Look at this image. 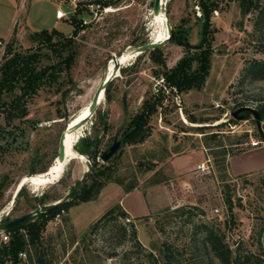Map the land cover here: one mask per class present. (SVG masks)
Listing matches in <instances>:
<instances>
[{
  "label": "rangeland",
  "instance_id": "obj_1",
  "mask_svg": "<svg viewBox=\"0 0 264 264\" xmlns=\"http://www.w3.org/2000/svg\"><path fill=\"white\" fill-rule=\"evenodd\" d=\"M91 1L0 0V60L7 42L24 52L37 51L40 57L30 80L0 78V218L9 212L14 219L69 200L92 164L101 167L110 161L115 166L114 178L125 185L166 184L173 205L148 217L119 219L128 226L126 240L121 242L113 223L89 233L93 214L106 205L96 211L102 200L82 202L51 220L39 244L17 256L4 255L11 237L3 239L0 225V264H39L38 257L44 264H151L133 246L128 221L134 223L141 244L160 259L167 243L180 251L178 261L221 264L211 251L208 255L203 235L195 232L200 222L223 233L232 249L240 247L264 259V170L234 176L228 168L231 156L252 148L251 138L264 142L252 114L236 120L230 113L241 106L259 109L264 104V79L246 74L253 59H264V22L259 9L243 14L239 0H219L224 10L213 12L209 31L204 32L202 4L209 0H162L156 15L154 0H119L104 8ZM81 2L78 13L75 8ZM59 10L64 13L61 18ZM167 24L174 38L162 46L166 68L153 61L149 52L134 54L132 42L138 46L157 37L165 39ZM43 30L52 34L53 42L69 37L72 48L54 50L47 35L38 34ZM185 38L188 42L182 44ZM123 50L129 58L109 83L111 98L103 97L95 114L75 130L80 156L64 161L58 151L65 123L89 113L113 54ZM206 63L211 73L202 90H178L179 79L204 69ZM53 65H61L58 79L41 78V72ZM176 70L180 72L171 76ZM160 88L167 97L151 117L152 134L145 141L122 143L109 161L78 150L97 140L105 152L115 139H123L132 119L155 102ZM17 100H27L29 113L7 125L1 109ZM189 114L199 121H190ZM231 118L236 121L226 122ZM64 136L66 152V132ZM258 147L264 148V143ZM198 153V159H211L207 174L184 164ZM176 163L184 164L182 169ZM149 165L152 169H147ZM182 206L198 209L176 213Z\"/></svg>",
  "mask_w": 264,
  "mask_h": 264
},
{
  "label": "trees",
  "instance_id": "obj_2",
  "mask_svg": "<svg viewBox=\"0 0 264 264\" xmlns=\"http://www.w3.org/2000/svg\"><path fill=\"white\" fill-rule=\"evenodd\" d=\"M119 0H92L91 4H98L100 8L108 7L111 5H117ZM241 11L243 14H249L254 10L259 9V17L264 22V3L262 0H239ZM82 2L77 5L75 8L79 13L82 10ZM202 8L204 10L205 22L203 31H209V26L211 22V15L214 11H222L224 8L221 6V1L219 0H209L208 2H204L202 4ZM54 32L57 33L55 30ZM203 32V33H204ZM45 33L46 39L48 43L54 48V50L60 51L67 50L72 48L73 41L69 37H62L57 39L56 41H52V34L48 33L46 30L38 34ZM206 37V33L203 34V39ZM171 38H174V33L171 34ZM188 38L183 39L181 41L182 44H187ZM2 41V39H0ZM59 52V53H60ZM150 57L156 63L162 65L166 68L167 63L162 50V47H157L149 51ZM40 61V57L37 51L28 53L22 50L16 49L12 42H7L4 49V54L0 60V78L5 82H12L15 80H30L33 77L34 65ZM210 65L206 63L204 69L202 70H194L189 72L187 75H184V79H179L180 83L178 84V90L190 91V90H202L205 87L207 78L210 74ZM62 70L61 65H53L52 67H46L41 72V78L46 77L51 81H55L58 79V72ZM180 71L176 70L171 76H176ZM246 74L252 77L253 79H264V59H253L249 66L246 68ZM170 76V77H171ZM177 82V81H176ZM111 88L108 85L106 89V97L107 99L111 98ZM167 97L165 90L160 88L158 92L157 98L153 104H147V107L144 111L137 114L135 118L131 121V126L125 133L123 137V144H136L143 142L152 134L151 125H149L151 117L157 113L158 107L162 106L164 103V99ZM4 114L5 121L7 125L13 123L16 119H23L29 113L27 107V100H17L11 104H4L1 109ZM264 119V104L260 105L258 109ZM190 121L197 122L199 119L193 115H188ZM219 119V118H217ZM235 122V119H229L226 122ZM223 122L218 124L217 126H221L226 123ZM108 127L106 126L105 130ZM261 133V132H260ZM247 135V134H246ZM213 137H216V134H213ZM99 141L92 140L90 141L86 147L79 148L80 152L91 155L92 157L96 155H102L103 151L99 148ZM92 148V149H91ZM108 150V149H107ZM106 150V151H107ZM116 153V152H115ZM94 155V156H93ZM112 158V157H111ZM108 159L107 161L111 160ZM140 164H142L140 162ZM147 169H152V166L149 165ZM47 170V167L43 168L40 172H44ZM115 171V166L111 164V161L101 167H95L92 164L91 168L85 174L84 178L79 182L78 189L72 192V196L69 200H65L56 205H50L43 207L36 215L28 218L27 220L12 226L7 232L10 234V245L5 247L4 255L6 254H18L19 251L25 249L28 246L38 245L41 239L43 238V234L46 231L47 225L51 220L56 219L58 215H62L65 211H68L71 207L76 206L82 202H88L94 200L98 197L101 190L109 183V182H117L119 184L124 185L126 191H130L136 187L133 185H125L122 181L114 178L113 173ZM36 173V172H34ZM19 191L18 195L20 194ZM17 195V196H18ZM226 202L229 205L230 211H232L233 204L231 201V196L228 195L226 197ZM189 208V209H188ZM196 210L198 207H178L176 208V213H180L181 215L191 213V210ZM200 210V209H199ZM201 213L204 214V211L201 209ZM130 219L129 214L125 209L122 208L121 205H116L109 208L105 211L98 219H96L89 228V233H97L104 226L109 223H113L117 226V229L120 233L121 242L126 240L128 226L122 222H119V219ZM11 218L8 216L3 221H9ZM131 226V241H133V246L137 247L138 252L144 254L145 258L151 264H211L209 260L208 263H204L203 260H194L187 261V259H183L178 261L177 255L180 253L179 250L175 249L174 245L164 243L163 244V258L160 259L154 252L148 251L138 240L137 231L134 223L128 221ZM196 233H200L203 235L202 242L206 247L209 248L208 255L210 251L217 257L221 264H264V259H262L261 255L256 254L254 252H245L241 251L240 247L236 249H232L231 246L225 242L224 234L219 230H215L213 226L206 222H200L195 226ZM178 251V252H177ZM39 264H44L43 258L38 257Z\"/></svg>",
  "mask_w": 264,
  "mask_h": 264
},
{
  "label": "crops",
  "instance_id": "obj_3",
  "mask_svg": "<svg viewBox=\"0 0 264 264\" xmlns=\"http://www.w3.org/2000/svg\"><path fill=\"white\" fill-rule=\"evenodd\" d=\"M198 156H200V153L194 157L191 156L190 159L186 158L187 160H184V164L193 167L196 173V165L205 161L203 158L198 159ZM202 156L205 158L203 154ZM184 164L176 163L175 167L182 169L181 166ZM228 164L230 173H232L234 176L263 171L264 148L252 147L245 152L235 154L229 158ZM96 200H102L98 206H96V211L98 208L100 209V205L103 204L106 205V208H101L102 210L96 212L97 214H93L91 219H94V221L102 215L101 213L116 205H121L122 208L127 211L130 218L134 220L148 217L153 213L159 212L173 205L171 190L166 184L162 183L149 186L148 188H140L139 186H136L132 190L126 191L124 185L117 182H109L101 190Z\"/></svg>",
  "mask_w": 264,
  "mask_h": 264
},
{
  "label": "water",
  "instance_id": "obj_4",
  "mask_svg": "<svg viewBox=\"0 0 264 264\" xmlns=\"http://www.w3.org/2000/svg\"><path fill=\"white\" fill-rule=\"evenodd\" d=\"M161 8H162V0H154L153 14L154 15L158 14L160 12ZM167 27H168V35L165 39H162L159 41H152L151 40L147 43H144V44L138 45V46L135 45V41L132 42L130 46L133 47L132 51L134 52V54L138 55V54H141L144 52H149L152 49H155L157 47H162L164 44H166L170 40V37H171V26L169 24H167ZM124 51L125 50L113 54L111 59L114 61V64H115L114 65V72L109 76L107 75L100 82L97 90L95 91V93L92 97V100L90 103L89 113H87L84 117H82L79 121H77L73 125H71L69 121H67L65 123L64 130H63V133L61 135L60 143H59V151H58L59 156H62V155L65 156V136H64L65 131H67L70 128L73 130H77L80 127H82L83 125H85L89 121V119L95 114L98 106L100 105L101 99L103 97L106 98V89H107L109 83L113 80V78L117 76L116 72L118 70H120V68H121V61L120 60H121V57L123 56ZM230 113L236 120L248 119L250 117V114H252L254 119L257 121L259 131L262 133L263 117L257 108H255L253 106L245 105V106H241V107L237 108L234 111H231ZM122 143H123V139H115L113 144L108 148V150L103 152V154L101 155V158L104 161H107L108 159H110L115 154V152L120 148ZM21 185H22V183H20V190L22 188ZM19 191H18V193H19ZM36 213H38V211L30 212L28 214H25L23 216H20V217L14 218V219H10L9 221H6L3 223V221L9 215V212H8V213H6V215H4L3 217L0 218L1 228L5 231H8L12 226L17 225V224L27 220L28 218L32 217Z\"/></svg>",
  "mask_w": 264,
  "mask_h": 264
},
{
  "label": "bare ground",
  "instance_id": "obj_5",
  "mask_svg": "<svg viewBox=\"0 0 264 264\" xmlns=\"http://www.w3.org/2000/svg\"><path fill=\"white\" fill-rule=\"evenodd\" d=\"M161 11V10H160ZM160 16V15H159ZM163 17V16H162ZM162 20V19H161ZM162 24V23H161ZM157 40H154V41H159V40H162L161 37H157L156 38ZM129 56L127 55H123L121 57V66L126 63V61L128 60ZM114 61L111 59V61L109 62V65H108V76L111 75L113 72H114ZM120 74V70H118L116 72V75L119 76ZM85 113V112H84ZM83 114V113H82ZM85 115H82V117H84ZM78 120L74 119V120H70V124L73 125L77 122ZM78 131V130H77ZM66 132V152H65V156L63 155V160H68L69 158L73 157V156H80L79 155V152L77 151V149L75 148L76 147V140H77V133L75 130L73 129H68ZM84 159V158H83Z\"/></svg>",
  "mask_w": 264,
  "mask_h": 264
},
{
  "label": "built area",
  "instance_id": "obj_6",
  "mask_svg": "<svg viewBox=\"0 0 264 264\" xmlns=\"http://www.w3.org/2000/svg\"><path fill=\"white\" fill-rule=\"evenodd\" d=\"M64 16V13L63 11L59 10L57 11V17L58 18H61ZM262 133L264 135V119L262 120ZM252 140L250 141V145L251 147H258L260 146L261 143H264L262 139H254V138H251ZM211 159H208L202 163H199L196 165V171L198 173H201V174H207L211 171ZM216 211H218V209H216ZM59 216V215H58ZM1 236L3 237L4 240H8L9 239V233L5 230L2 229L1 231Z\"/></svg>",
  "mask_w": 264,
  "mask_h": 264
}]
</instances>
